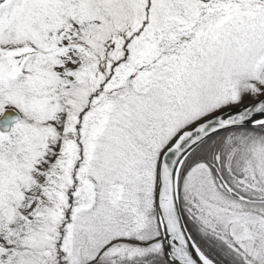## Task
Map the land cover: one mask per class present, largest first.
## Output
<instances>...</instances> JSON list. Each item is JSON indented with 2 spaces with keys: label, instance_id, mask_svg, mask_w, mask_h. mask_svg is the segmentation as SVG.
Returning <instances> with one entry per match:
<instances>
[{
  "label": "snow or ice",
  "instance_id": "1",
  "mask_svg": "<svg viewBox=\"0 0 264 264\" xmlns=\"http://www.w3.org/2000/svg\"><path fill=\"white\" fill-rule=\"evenodd\" d=\"M0 264H264V0H0Z\"/></svg>",
  "mask_w": 264,
  "mask_h": 264
}]
</instances>
